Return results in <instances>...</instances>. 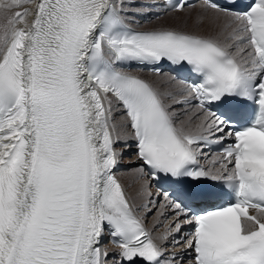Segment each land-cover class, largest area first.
Listing matches in <instances>:
<instances>
[{
	"label": "snow or ice",
	"instance_id": "snow-or-ice-1",
	"mask_svg": "<svg viewBox=\"0 0 264 264\" xmlns=\"http://www.w3.org/2000/svg\"><path fill=\"white\" fill-rule=\"evenodd\" d=\"M0 264H264V0H0Z\"/></svg>",
	"mask_w": 264,
	"mask_h": 264
},
{
	"label": "rangeland",
	"instance_id": "rangeland-1",
	"mask_svg": "<svg viewBox=\"0 0 264 264\" xmlns=\"http://www.w3.org/2000/svg\"><path fill=\"white\" fill-rule=\"evenodd\" d=\"M192 15H195V10H192ZM168 16V15H167ZM166 16V17H167ZM163 20V19H162ZM155 21V22H151V23H146V24H144L143 26H142V28L144 29V28H151V27H156V26H161V25H169V23H166V22H164V21ZM147 75H149V74H147ZM150 78V77H149ZM153 78V77H152ZM128 153H131V154H128ZM125 158L123 159V163L126 165V169H125V171L124 172H121L122 173V175H120L121 177V179H122V181L123 182H125L127 185L128 184H131L132 183V177H130V176H128L129 174V169H130V166L132 165V164H134V163H136V161H135V156L132 154V152H129L128 150H126V154H125V156H124ZM128 160V161H127ZM133 160V161H132ZM132 161V162H131ZM120 173V174H121ZM126 173V174H125ZM123 175H125V176H123ZM127 176V177H126ZM125 177V178H124ZM153 191H156V187H155V185H154V187H153ZM150 219H154V217L152 216V215H149V217H148V220H147V223L148 224H150ZM161 223L162 224H167L168 223V221H166V220H161ZM160 230H162L163 232H164V227H161V228H159V231ZM171 249H173L171 246H169V248H168V250H171Z\"/></svg>",
	"mask_w": 264,
	"mask_h": 264
},
{
	"label": "bare ground",
	"instance_id": "bare-ground-1",
	"mask_svg": "<svg viewBox=\"0 0 264 264\" xmlns=\"http://www.w3.org/2000/svg\"><path fill=\"white\" fill-rule=\"evenodd\" d=\"M175 14H168V16L167 17H165L162 21H164V22H166V23H169V24H171L172 23V17L174 16ZM161 21V20H160ZM150 78H152L151 77V75H148ZM128 151L129 152H132V150L131 149H128ZM128 161V160H127ZM133 161V160H132ZM131 161V162H132ZM137 163V162H136ZM126 174V173H125ZM120 175H122V173L120 174ZM123 176H125V175H123ZM128 176H130L131 177V175H128ZM121 177V176H120ZM127 177V176H126ZM125 178V177H124ZM125 183V182H124ZM126 184V183H125ZM127 185V184H126ZM152 223H153V219H150V224H149V226H151L152 225ZM159 232H161V233H163V231L162 230H160ZM173 250H175V251H180L181 249H179V248H176V249H171V250H168V251H173Z\"/></svg>",
	"mask_w": 264,
	"mask_h": 264
}]
</instances>
